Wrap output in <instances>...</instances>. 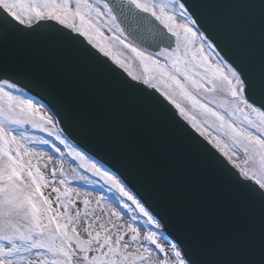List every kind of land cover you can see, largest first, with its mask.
<instances>
[{
    "label": "snow or ice",
    "instance_id": "1",
    "mask_svg": "<svg viewBox=\"0 0 264 264\" xmlns=\"http://www.w3.org/2000/svg\"><path fill=\"white\" fill-rule=\"evenodd\" d=\"M0 264H264V0H0Z\"/></svg>",
    "mask_w": 264,
    "mask_h": 264
},
{
    "label": "water",
    "instance_id": "2",
    "mask_svg": "<svg viewBox=\"0 0 264 264\" xmlns=\"http://www.w3.org/2000/svg\"><path fill=\"white\" fill-rule=\"evenodd\" d=\"M252 42L257 50V53L259 51V42H260V37H259V32L256 30L253 35H252Z\"/></svg>",
    "mask_w": 264,
    "mask_h": 264
}]
</instances>
